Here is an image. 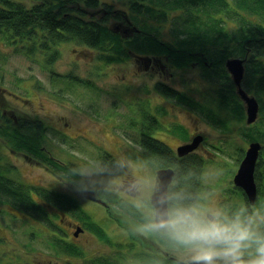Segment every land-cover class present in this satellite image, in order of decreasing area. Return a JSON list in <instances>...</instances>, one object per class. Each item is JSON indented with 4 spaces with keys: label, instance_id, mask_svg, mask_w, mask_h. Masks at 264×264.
Returning a JSON list of instances; mask_svg holds the SVG:
<instances>
[{
    "label": "rangeland",
    "instance_id": "374dc122",
    "mask_svg": "<svg viewBox=\"0 0 264 264\" xmlns=\"http://www.w3.org/2000/svg\"><path fill=\"white\" fill-rule=\"evenodd\" d=\"M104 1L107 2V5H114L116 9L124 6H126V8L128 7L123 0ZM88 11L90 15L95 14L96 16L97 14V12L92 9H88ZM173 14L179 17L181 10H174ZM97 15L102 16V12ZM112 22L113 19H110L107 24L116 27L117 25ZM126 22L120 21L121 25H127L128 23ZM228 24H234V22L229 20ZM129 25L133 26L135 24L131 21ZM140 28L142 29V27ZM116 30L122 33L121 36L123 38H129L124 36L127 34L126 31L123 32L120 28ZM169 31L170 23L167 21L163 25L162 36L169 38ZM152 33L161 37V32L157 33L153 31ZM133 34L134 32L130 35ZM5 45L6 44L0 41V86L9 88V93L15 94V96L8 95L10 100L8 102V107H11L14 110V114L18 117H42L46 125L45 130L42 129L44 135L42 142L46 143V150L49 151L48 154L52 156L53 160H51V158L45 160L48 166L43 165L42 161L39 163L27 161L26 158L19 157L21 156L19 151H15L16 154L19 155L16 156L12 151L9 152L6 150L4 140V143L0 141V153L2 154L1 168H4L6 165L8 170L11 168L17 169L18 171L20 170L23 174H18V180L21 182L24 181L26 185L34 188V197L41 203L46 216H50L45 220H35L32 218V215H30L28 220L24 212H17V210L13 208L8 209L9 211H0V233H5L3 234V240H10L6 247L4 245V250L9 249L17 253L19 259H23L20 255L23 254L24 251H28L30 254L28 257H31L34 264H46L49 260H54L56 258V249L59 250V254L67 253L66 245L62 249L56 247L57 238L53 235V232L61 231L59 224L65 226L67 223L61 222L58 215L55 217L53 212L57 208L55 207V209H53L52 207L46 206L43 200H54L52 197L55 194L49 193L51 189L65 192V194L73 193L76 197L77 194L84 196V194H82L83 188L89 183L103 186L96 187V193L94 191L93 195L90 194L87 198L84 197L88 199V203L86 201L82 203L83 206H78L80 209L87 210L92 215L93 219L99 223L109 235L117 234V237L121 238V240H124L126 237H124L115 226H112L115 222L107 216L110 208L113 207L111 211L118 217V222H120L121 225L129 223V227H131L133 232L138 231V228L134 227L129 222L130 212L125 210L134 207L136 201L131 198L130 201L132 202L129 203V201L119 199L106 184L108 185L115 177L122 176L129 171V179H132L131 176L136 175L140 182L139 185L143 186L148 193L153 177L152 173L154 170L161 168L155 165L156 159L147 158L145 156L147 152L143 153L142 150L146 147L138 143L140 129L134 127L135 122H131L130 108L128 106V103L133 106L134 101L129 99L126 95L127 91L135 88V83L137 84L139 81L141 82L145 79L144 76L149 80L152 78L149 73H152L153 70L144 69V59L138 58L139 54L145 55L146 53L137 51L132 45L126 43V50L130 52V55L127 57V59H129L110 62V64L106 65L102 70V72L105 73L98 75L99 72L95 70L97 66L95 64L97 62L101 64V61L97 60L94 54H75L73 50L74 46L80 47V45L72 42H62L60 47L64 45V49L55 61L48 59V53L46 54V52L38 53L37 56L34 55L37 59H29L22 52L10 50L7 45ZM191 45L193 44L191 43ZM84 47H86V45H84ZM157 55H160L164 60V54L160 53ZM237 56L243 57L241 55ZM137 58L140 60H137ZM247 59L246 57L245 73L248 63ZM167 63L170 65L173 74L171 79H169V77H167L168 74L164 73V76L161 78H164L163 80H166V83L182 90L184 94L190 93L192 97L203 102L206 101L208 107L212 108L213 112H218V108L221 105L219 103L220 97L218 90L213 89V87L211 88L212 80L209 82L208 80H204L205 78L203 79L205 76L202 77L200 75L201 70L199 67L192 65L193 61L192 63L186 64V66L179 67L174 65L170 60ZM69 70L77 73L78 79L76 81L66 79L67 75L65 74L69 72ZM214 70L215 71L212 70L213 76L216 75L218 67ZM139 74H142V76H138ZM229 75H231L230 72ZM129 78H132L135 83L125 82L122 90L119 92L115 91L117 88H114L113 84L108 82V79H110V81L114 80L116 86L123 80ZM200 78H202V80H199ZM236 86L234 91L237 89ZM243 86L246 88L245 83H243ZM149 89L151 90L153 88L149 87ZM175 92L171 91L168 93L174 94ZM168 93H164L166 95L164 99L160 97L158 99L162 102V104L160 105V102L159 105L164 109L163 120L167 121V119L173 118V113H179L180 116H177L179 121L185 122L187 125H190V123L194 121V123L199 124V129L204 132L206 138L209 139L203 150L193 152L203 158V163L199 166L201 168L199 184L202 186V190L201 197H199L197 204L205 208L222 209L229 215L245 209L249 214L259 213L264 216V201H259L260 195H258L255 202L251 204L246 194L237 188L233 180L234 174L240 163V161L235 163L238 150L234 148L235 146H243L244 153L250 140L246 141V139L241 138L237 133V127L235 129L231 128L230 131L222 132L221 128L216 125L218 123L208 120L209 118L202 115L201 111H194L187 107V105L181 103L176 96H171ZM1 100L4 101L5 98L0 97V101ZM169 101L180 108H175L176 110L173 109ZM3 109L4 107L2 106V110ZM180 109L183 110V112H185V109L192 110L194 112L193 115H195L196 112L201 118L193 119V115H188V119H186L185 115L180 112ZM112 116L115 117L113 122L116 120L119 126L118 129H114L113 131L109 129L110 119L106 127L102 125L108 118H112ZM169 125L173 126L176 130L180 128L176 123H170ZM98 126H103L104 130L96 131V133L91 132L90 135L94 134L98 136V141L94 143L79 139L80 136L75 137V135H84L96 129ZM189 128L190 130L192 129V127ZM61 130L68 131L69 134ZM115 133L120 134L126 143V155H119L120 159L114 154L115 149L120 154V152L124 151L125 147L117 144L116 140L112 137ZM169 133L170 132L167 130L161 129L156 132V135L161 137L162 140L166 141L170 146L177 147L180 144L179 135ZM129 137L132 138L130 139L132 141H129ZM225 139H229V142L224 141ZM219 145L223 150L217 147ZM131 149L135 152V156L132 155ZM140 151L142 154H140ZM172 152L173 155L176 154L174 150ZM128 155L131 159L128 158ZM261 157L264 158V143L258 159L259 163ZM56 158L65 159L69 166L64 167L62 161L58 160L63 165V169L55 168L57 166L52 161L57 160ZM78 162H80L79 165ZM109 162H113L114 164L111 170L108 169L107 166ZM91 165H96L98 168V172L92 175L84 171L90 169ZM72 170L78 172V176L75 177ZM176 183L177 180L174 184ZM115 185L117 184L115 183ZM126 187L130 188L129 186ZM46 188L48 189L46 190ZM123 190L128 192L126 189ZM123 190L116 191L123 192ZM105 203L110 204L107 210H105L106 207H104ZM66 206L64 211L70 214H68L70 219H74L75 223L80 224L81 219L78 216V210H73L67 204ZM89 209L94 212L95 216ZM140 212V216H144L148 220L151 218L148 215L151 213L150 207L144 212ZM15 213L19 214V216ZM125 213H128L127 218ZM133 215L135 214L132 213L131 216L134 220L133 223H139L141 225L146 224L141 222L142 220L135 219ZM31 223L37 228L34 229ZM261 231H264V225L261 226ZM90 234V232L86 231V235L82 239L87 238ZM146 239L149 240V238ZM143 245V248H145L144 243L133 245L131 252H134L132 251L134 248L140 251ZM143 250L146 251L145 256L148 257V260L145 262L152 264L151 260L153 255L146 249ZM182 257L184 258V256ZM140 259L141 263H143L141 256ZM18 264L27 263L19 261Z\"/></svg>",
    "mask_w": 264,
    "mask_h": 264
},
{
    "label": "trees",
    "instance_id": "16d2710c",
    "mask_svg": "<svg viewBox=\"0 0 264 264\" xmlns=\"http://www.w3.org/2000/svg\"><path fill=\"white\" fill-rule=\"evenodd\" d=\"M123 1L128 7H119L117 10L114 5H107L104 0H0V41L10 50L22 52L29 59H37L38 53L46 52L47 58L53 61L58 59L57 57L64 49V45L60 47L62 42H72L80 45V47L74 46L73 50L76 53L82 49L85 54H94L97 60L101 61V64L96 63L97 67H104L110 62L122 59L126 60L130 55V52L126 50V43L142 53H162L178 67L186 66L192 61H199L206 80L209 82L212 80L211 88L218 90L221 104L218 112H213L206 101H200L187 93L184 94L183 91L167 93L176 96L181 103L194 111H201L202 115L209 118L208 120L218 123L216 125L222 132L237 127V133L246 141L253 139L264 143V0ZM88 9L94 10L97 14L102 12V16L90 15ZM174 10H181L179 17L174 16ZM110 19H113L112 23L116 24V27L107 24ZM229 20L234 24H228ZM120 21H128L127 25L132 21L139 28L142 27V32L136 33L132 39L123 38L116 30L119 26H123ZM167 21L170 23L169 38L162 36L163 25ZM153 31L161 32V37L153 34ZM201 54H203L202 57H200ZM237 55L248 58L246 75L243 79L246 86L244 89L250 95H254L260 105V114L252 125L246 123V104L238 95L237 89L234 91L236 85L225 66L227 58L240 57ZM206 58L207 66L203 61ZM217 67L216 75L213 76L212 70L215 71ZM65 75L70 81L78 79L75 71L69 70ZM9 90L7 87L0 86V94H7V98L11 94ZM9 101L6 98L0 101V139L1 142L4 140L6 150L9 151L8 148H11L26 154L33 160L45 163V160L50 158L53 160L48 154L49 151L41 144L44 139L43 131H40L41 118L19 117L15 122L11 116L3 113L4 109L7 112L12 109L8 107ZM25 123L30 124L25 125ZM144 140L146 143L142 146L146 147L147 158L156 159V166L162 167L169 164L176 169L177 183L169 187V193L178 194L182 197L184 204H197L202 190L199 184L201 172L199 166L203 163V158L195 153H188L177 158L165 142L154 140L149 135H146ZM224 141L229 142V139ZM217 147L223 150L220 145ZM234 149L238 150L235 162L237 163L243 158V146H235ZM1 159L0 153V172L7 171L6 165L1 168ZM56 159L52 161L57 166L55 168L63 169V165L59 162L60 158ZM263 161L264 158L261 157L255 170L259 201H264ZM112 165H114L113 162H109L108 169L111 170ZM72 173L75 177L78 176V172L72 170ZM33 191L34 188L26 185L24 181L9 178L4 173L0 174V201L4 200L3 195L8 196L9 201H13H4L5 205L0 202L3 204L0 211H9L5 206L13 203L19 211L31 213L35 220L48 219L50 216H46L41 203L36 197L35 199L32 197ZM49 193L55 194L52 199L60 195L56 189H51ZM61 194L65 196L69 207L78 210L81 225L88 232L109 241L110 237L106 230L87 210L78 207L83 206L82 196L71 197L69 193L63 192ZM125 210L135 214L133 215L135 219L142 220L143 223L148 222V219L140 216L141 212L134 207ZM90 211L95 216L94 212ZM31 224L34 229L37 228L33 223ZM153 233L163 244L164 249L180 247L165 236ZM2 242L5 243L6 240H0V256L3 254L2 249L5 248ZM66 247L68 251L72 249L69 242L66 243ZM143 247L144 245L135 254L143 259L141 264H148L145 262L148 257L145 256L146 251ZM107 264H112V261ZM161 264H169V259L162 257Z\"/></svg>",
    "mask_w": 264,
    "mask_h": 264
},
{
    "label": "flooded vegetation",
    "instance_id": "af4514ba",
    "mask_svg": "<svg viewBox=\"0 0 264 264\" xmlns=\"http://www.w3.org/2000/svg\"><path fill=\"white\" fill-rule=\"evenodd\" d=\"M118 28H120V30H122L123 32L126 31V37L132 38L136 33H141L142 29L133 25H123V26H119ZM132 32H134L133 35H130ZM75 54H81V55H87L83 52L82 49H80L79 51H77V53L75 52ZM200 54V53H199ZM203 54L200 55V57H202ZM76 57V56H75ZM138 58H141L142 60L144 59L143 62V66H145L144 69L148 70L151 69L153 70L152 73H149V75L152 77L150 80L146 79V77L144 76V80H142L141 82L139 81L137 84L132 80V78L129 79H125L123 80L120 84L115 86V81L112 80L110 81V79H108L109 83H112L114 88L116 87L117 89H115V91L119 92L122 90V87L124 86L125 82H133L135 83V88L133 90L127 91V97L129 99H132L134 101L133 106L131 104L128 103V106L130 108V120L131 122H135L134 127H138L140 129L139 133H140V137H139V145H142L145 142V138L146 135H149L151 138H153L154 140H161L163 141L161 137L156 135V132L158 130H167L168 132H170L169 134H174V135H179L180 138V144L177 147H173L172 145L170 146L168 143H166L167 145L170 146L171 150L175 151L176 154H174L175 157L180 158L183 157L185 155H187L188 153H193L194 151H200L203 150L205 148L206 143L208 142L209 139L206 138V134L204 132H202L199 129V124L194 123V121H192L190 123V125H187L185 122L179 121L177 116H180L179 113H173V118L171 119H167V121L163 120V112L164 109L160 106L162 104V102L159 99L162 98L164 99V96L166 97V95L164 94L165 92H171V91H182L179 90L177 88H175L174 86L166 83V80H163L164 78H161L162 76H164L165 74H168L167 77H169V79H171V76L173 74V72L171 71V67L170 65L167 63L169 60L167 59L166 56H164V60L161 58L160 55H157L156 53H152L148 56L138 55ZM137 60H140L138 59ZM129 59V58H128ZM127 59V60H128ZM204 63L206 64V66L208 65V61L207 58L203 60ZM193 66H197L199 67L200 71V75L203 77V67L202 65H200L199 61H195L192 63ZM106 67V66H105ZM103 73H98V75H102ZM138 76H142V74H139ZM205 77H203L204 79ZM153 80V81H152ZM193 80V79H192ZM195 80V79H194ZM199 80H202V78H200ZM206 80V78L204 79ZM149 87L153 88V89H149ZM188 95H190V93H188ZM10 96H15V94L11 93ZM1 98H6L7 100L9 98L6 97V95L4 93H2L0 95ZM19 98V97H18ZM25 100V99H24ZM161 102V103H160ZM160 103V105H159ZM169 104L171 106H173V109L175 108H180L177 105H175L173 102L169 101ZM1 107V105H0ZM168 109V106H167ZM182 109V108H181ZM180 109V112L185 115L186 119H188V115H193L194 112L192 110L189 109H185V112H183V110ZM176 110V109H175ZM11 111V112H10ZM9 112H7L6 109L3 110L4 114H8L9 117L11 116L15 122L18 120V116H16V114H14L13 109H10ZM167 111V110H166ZM165 111V112H166ZM165 117V116H164ZM24 118V117H21ZM35 118V117H34ZM41 118L40 124L42 126L40 131L45 130V121ZM201 118V116L199 114H197L195 112V115H193V119H199ZM24 119H31V118H24ZM33 119V118H32ZM109 119H110V130H114V129H118V122L115 120V122H113V119H115L114 116H112V118H108V120L103 123L102 125L104 127H106V125L109 123ZM173 124L176 123V125H178L180 128H177L178 130L174 129L173 126H170L169 124ZM30 123H25V125H29ZM103 126H98L96 129L89 131L88 133L84 134V135H75V137L80 136L79 139H83L86 141H89L91 143H94L96 141H98V136H95L94 134L90 135L91 132H95L96 131H103L104 127ZM189 127H192V129L190 130ZM43 129V130H42ZM64 132L65 130H61ZM69 134V133H68ZM198 134H202L203 135V139H201V142L198 144L197 148L194 150H191L188 153H185L183 155H179V151H178V147L182 144H186L189 141L191 142L194 138L195 135ZM117 144L119 145H123L125 147V142L122 138V136H120V134L115 133L112 136ZM104 139V138H103ZM132 139L131 137H129V141ZM1 141V139H0ZM42 147L46 146V143L41 142ZM173 148V149H172ZM9 151L12 153H14L16 156H19L18 154H16V152L11 149L8 148ZM132 151V155L135 156V152L131 149ZM143 153L146 152V149L142 150ZM171 151V152H172ZM173 153V152H172ZM116 156L120 159L119 155H126V147L124 148L123 152H120V154L116 151L115 149V153ZM140 154H142V152L140 151ZM19 157H23L26 158L27 161H34L36 163H39L40 160H33V158H30L29 156H27L24 153H21V156ZM128 158L131 159L128 155ZM60 161H62V163L64 164V167H68V162L65 161V159H61ZM121 161V160H120ZM80 164V162H78V165ZM83 164V163H82ZM43 165H47V163H45L43 161ZM169 165V164H168ZM168 165H166L168 167ZM166 166H162L163 168ZM171 166V165H169ZM173 167V166H171ZM174 168V174L173 177L171 179V181L169 182V184H167L168 187V193H169V187L174 184L176 182V169ZM114 170V169H113ZM157 170V171H156ZM154 170L153 177H152V181L150 183L149 186V192L147 193L144 189L143 186L139 185L140 182L137 179L136 175L131 176L132 179H129V171H127L126 174H123L122 176L119 177H115L108 185L106 184V186H109V189H112V192H114L119 199H123L126 201H130V199H134L136 201L134 207L138 210L141 211H145L148 207L151 208V213L148 214L150 217L152 216V212L155 211V207L151 202L150 199V194L153 193V191L157 188V186L160 184V179L158 178L159 175V169ZM87 173H89L90 175L94 174L95 172H98V168L96 165H91L90 169L84 170ZM73 172H75L73 170ZM5 174V176L7 175V177L9 178H14L16 180H18V174H23L20 170L18 171L17 169L11 168L10 170L7 171H3L0 172V174ZM109 173V172H108ZM9 174V175H8ZM142 177V176H141ZM140 177V178H141ZM115 183L117 185H115ZM113 185V187H112ZM100 186L103 185H92V183L87 184V186L85 185L83 188V195H80L83 197L84 202L86 201L88 203V199L84 198L87 197V192L89 190H92L93 192L95 191L96 193V189ZM126 186H129L130 188H127ZM97 187V188H96ZM237 188L241 189V191H244V189L240 186H237ZM122 191L123 189H126L128 192H125L123 190V192H117L116 190ZM54 200H43V203L46 204V206L52 207L53 209H55V207L57 209H55V211L53 212L56 213L55 217H57V215L59 216V220H61V222L63 223H67V225L63 226L61 224L60 228L61 231H57V232H53V235L56 236L57 238V242H56V247L59 249H62L65 247L66 243L69 242V244L72 246V249H70L68 251V248L66 249L68 252L65 254H59V250H55V259L54 260H49L46 264H107L109 262L112 261V264H141V259L138 255H136V251H138L139 249L134 248L131 252L132 246L138 243H144L145 242V248L151 255H153L151 263L153 264V262H157V263H161L162 262V257H166L167 259H169V264H187L188 260H189V253L187 252L186 249H184L183 247H173V248H169V249H164L163 244L158 241V239L156 238V236L154 235L153 232L150 231H143L141 224H136L133 223V218H129L131 224L138 228V231L133 232V230L131 229V227H129V223L127 224H122L120 222H118L119 220L117 219L118 217L111 211L112 208H110V210H108V215L106 212V215L111 218L115 223H113V227L115 226L120 232L121 234L124 235V240H121V238L117 237V234L114 235H109V241L103 238H99L98 235L91 233L87 238L82 239L85 235H86V231L87 229H85L81 223H75L74 219H70L69 217V213L65 212L64 208L66 207V198L65 196H63L61 194ZM36 193V192H35ZM65 193V192H63ZM91 193V192H90ZM32 194V197L35 199L34 194ZM246 194V193H245ZM71 197L74 196L73 193H70ZM77 196H79V194H77ZM97 196V195H96ZM247 196V195H246ZM248 198V197H247ZM3 199L0 202L3 203L4 201L6 202H13V201H9V197L3 195ZM102 200V199H101ZM103 201V200H102ZM4 204V203H3ZM3 204H0V208L3 206ZM5 205V204H4ZM7 209H15L17 210V212L19 211L18 207H16L13 203H8L5 206ZM105 210H107L110 207V204L105 203L104 204ZM17 216H19V214L15 213ZM26 218L29 220V217L31 215V213H25ZM69 214V215H68ZM126 214V218L128 213ZM130 216V214H129ZM43 220V219H42ZM118 222V224H117ZM2 230V228H1ZM3 233H0V240H3ZM140 236V237H139ZM148 236V239H145V237ZM144 237V238H143ZM141 240V242H140ZM10 242L9 239H6V242L3 243L6 247V245ZM3 245V247H4ZM2 249L3 254L0 256V264H18L19 261H23L27 264H34V262L32 261L31 257L29 258L28 256H30V254L28 253V251H24L23 254H21L20 256L23 259H19L18 254L14 253L12 251H10L9 249L4 250ZM139 252V251H138ZM184 256V258L182 257Z\"/></svg>",
    "mask_w": 264,
    "mask_h": 264
},
{
    "label": "clouds",
    "instance_id": "9594fccd",
    "mask_svg": "<svg viewBox=\"0 0 264 264\" xmlns=\"http://www.w3.org/2000/svg\"><path fill=\"white\" fill-rule=\"evenodd\" d=\"M264 216L242 209L231 215L219 208L184 204L162 192L143 231L159 233L189 253L187 264H264Z\"/></svg>",
    "mask_w": 264,
    "mask_h": 264
},
{
    "label": "water",
    "instance_id": "95a60500",
    "mask_svg": "<svg viewBox=\"0 0 264 264\" xmlns=\"http://www.w3.org/2000/svg\"><path fill=\"white\" fill-rule=\"evenodd\" d=\"M245 58L241 57H229L226 59L225 64L230 72L232 79L237 85V93L242 98L246 104V123L252 124L257 120L259 114V102L254 95H250L243 86V79L245 74ZM203 139L202 134L196 135L193 140L186 144H182L178 147L179 155L190 152L197 148L198 144ZM263 148V143L259 140L250 141L248 146L245 149L243 158L241 159L238 169L234 174L233 180L237 186H240L244 189L248 200L251 204L255 202V199L258 198V186L255 178V170L257 162L260 156V152ZM174 174V168L162 167L159 169L158 178L160 179V184L154 190L151 195V202L154 205L155 209L158 207V197L162 192H168L167 184L171 181ZM91 192V193H90ZM93 191L89 190L87 196L90 194L93 195Z\"/></svg>",
    "mask_w": 264,
    "mask_h": 264
}]
</instances>
